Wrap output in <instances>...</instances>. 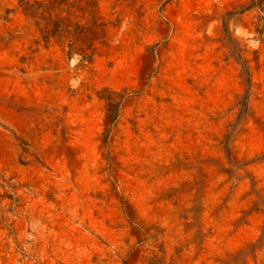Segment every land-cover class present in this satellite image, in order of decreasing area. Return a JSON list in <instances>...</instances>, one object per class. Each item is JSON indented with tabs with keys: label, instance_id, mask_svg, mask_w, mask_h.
<instances>
[{
	"label": "rangeland",
	"instance_id": "374dc122",
	"mask_svg": "<svg viewBox=\"0 0 264 264\" xmlns=\"http://www.w3.org/2000/svg\"><path fill=\"white\" fill-rule=\"evenodd\" d=\"M0 264H264V0H0Z\"/></svg>",
	"mask_w": 264,
	"mask_h": 264
}]
</instances>
